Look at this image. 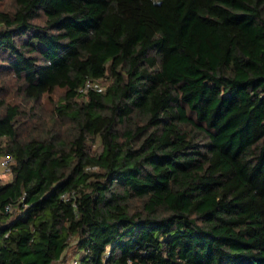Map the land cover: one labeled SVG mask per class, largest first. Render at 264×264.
<instances>
[{
	"label": "trees",
	"instance_id": "16d2710c",
	"mask_svg": "<svg viewBox=\"0 0 264 264\" xmlns=\"http://www.w3.org/2000/svg\"><path fill=\"white\" fill-rule=\"evenodd\" d=\"M0 72V264H264V0H14Z\"/></svg>",
	"mask_w": 264,
	"mask_h": 264
},
{
	"label": "rangeland",
	"instance_id": "374dc122",
	"mask_svg": "<svg viewBox=\"0 0 264 264\" xmlns=\"http://www.w3.org/2000/svg\"><path fill=\"white\" fill-rule=\"evenodd\" d=\"M13 4H14V0H0V8L10 9L13 7ZM2 79L5 80L4 82H6L5 88H3L2 93H4L8 99L20 101L21 96L16 90L17 81H15L13 76L10 74H6L4 72H0V81ZM61 91H62L61 88H56L52 92V98H56ZM29 103L31 102L28 101L26 105H28ZM34 107H35V113H36V116L34 118L35 120L37 119L39 124H40V119L48 120L51 117L50 116L51 102L47 94H43L40 100L35 102ZM27 123L28 125H30L31 122H27ZM24 133H27V131H24ZM95 146L96 144L93 145V147ZM68 256H70V254H68ZM55 264H62V263L56 262Z\"/></svg>",
	"mask_w": 264,
	"mask_h": 264
},
{
	"label": "built area",
	"instance_id": "2783aa9c",
	"mask_svg": "<svg viewBox=\"0 0 264 264\" xmlns=\"http://www.w3.org/2000/svg\"><path fill=\"white\" fill-rule=\"evenodd\" d=\"M87 87H93L100 90L102 89L103 86L98 80L87 79L85 81L83 89H86ZM12 161H13V157L10 153H0V177L11 176ZM5 207L6 209H8L9 205L7 204ZM72 263H75V260H73Z\"/></svg>",
	"mask_w": 264,
	"mask_h": 264
}]
</instances>
